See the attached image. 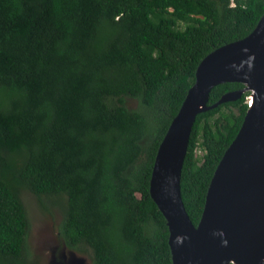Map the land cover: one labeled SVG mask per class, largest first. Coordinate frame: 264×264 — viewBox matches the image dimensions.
I'll list each match as a JSON object with an SVG mask.
<instances>
[{
	"label": "trees",
	"instance_id": "trees-1",
	"mask_svg": "<svg viewBox=\"0 0 264 264\" xmlns=\"http://www.w3.org/2000/svg\"><path fill=\"white\" fill-rule=\"evenodd\" d=\"M263 11L264 0H0V264H38L23 189L58 209V239L92 264H172L149 194L157 147L200 59ZM242 86L218 83L207 103ZM248 94L196 115L180 178L194 224Z\"/></svg>",
	"mask_w": 264,
	"mask_h": 264
},
{
	"label": "water",
	"instance_id": "water-1",
	"mask_svg": "<svg viewBox=\"0 0 264 264\" xmlns=\"http://www.w3.org/2000/svg\"><path fill=\"white\" fill-rule=\"evenodd\" d=\"M224 81L243 86L208 104L211 88ZM246 90L243 120L215 166L194 224L180 178L196 115ZM149 194L166 220L172 264H264V11L248 34L215 47L198 62L157 147ZM61 246L67 247L63 241Z\"/></svg>",
	"mask_w": 264,
	"mask_h": 264
},
{
	"label": "rangeland",
	"instance_id": "rangeland-1",
	"mask_svg": "<svg viewBox=\"0 0 264 264\" xmlns=\"http://www.w3.org/2000/svg\"><path fill=\"white\" fill-rule=\"evenodd\" d=\"M128 103L136 106L135 99H128ZM196 153L201 155L202 150L197 148ZM20 194L30 221L28 246L38 264H90L87 256L61 246L57 236V222L61 216L58 209L46 212L40 208L35 194L27 189Z\"/></svg>",
	"mask_w": 264,
	"mask_h": 264
},
{
	"label": "bare ground",
	"instance_id": "bare-ground-1",
	"mask_svg": "<svg viewBox=\"0 0 264 264\" xmlns=\"http://www.w3.org/2000/svg\"><path fill=\"white\" fill-rule=\"evenodd\" d=\"M193 222V221H192Z\"/></svg>",
	"mask_w": 264,
	"mask_h": 264
},
{
	"label": "built area",
	"instance_id": "built-area-1",
	"mask_svg": "<svg viewBox=\"0 0 264 264\" xmlns=\"http://www.w3.org/2000/svg\"><path fill=\"white\" fill-rule=\"evenodd\" d=\"M248 101V100H247Z\"/></svg>",
	"mask_w": 264,
	"mask_h": 264
},
{
	"label": "clouds",
	"instance_id": "clouds-1",
	"mask_svg": "<svg viewBox=\"0 0 264 264\" xmlns=\"http://www.w3.org/2000/svg\"><path fill=\"white\" fill-rule=\"evenodd\" d=\"M248 100V99H247Z\"/></svg>",
	"mask_w": 264,
	"mask_h": 264
}]
</instances>
